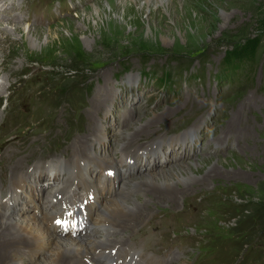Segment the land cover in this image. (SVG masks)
I'll list each match as a JSON object with an SVG mask.
<instances>
[{
  "label": "rangeland",
  "instance_id": "374dc122",
  "mask_svg": "<svg viewBox=\"0 0 264 264\" xmlns=\"http://www.w3.org/2000/svg\"><path fill=\"white\" fill-rule=\"evenodd\" d=\"M29 5L37 10L27 20ZM0 33V182L13 160L38 171V192L2 203L40 217L47 193L67 181L66 164L83 160L72 152L77 142L87 181H99L103 159L120 156L137 133L125 140L133 141L130 164L110 171L119 175L110 194L179 165L183 180L191 170L196 180L176 185L188 191L179 205L154 194L157 204L124 218L123 226L145 219L125 234L127 246L155 260L176 257L168 264H264V0H0ZM254 37L262 39L255 75L243 69L218 84L229 78L225 55ZM70 154L53 173L49 162ZM73 181L83 194L85 181ZM140 193L128 198L150 196ZM48 252L22 256L45 264Z\"/></svg>",
  "mask_w": 264,
  "mask_h": 264
},
{
  "label": "bare ground",
  "instance_id": "6f19581e",
  "mask_svg": "<svg viewBox=\"0 0 264 264\" xmlns=\"http://www.w3.org/2000/svg\"><path fill=\"white\" fill-rule=\"evenodd\" d=\"M5 4L10 5L7 3ZM29 9L34 11L30 13L29 17H26L27 20H29V18L34 13H36L35 11L37 10L34 6L29 5L25 7V12L23 14H26ZM10 19L12 22H15L17 21L18 17L12 16ZM29 22L30 21H26V24L28 25ZM29 29L31 33L32 28ZM4 90L5 88L1 91ZM91 121L93 123V116L91 117ZM156 121L157 117L154 122ZM97 123L99 124L98 120L97 122H94V126ZM147 126L148 125H145L144 128ZM102 127L103 126H100L99 128ZM142 130L143 129H141L138 133L142 134L140 133ZM192 134V132H187L185 137L187 138V136H189L191 138ZM136 135L137 133H134L133 135L126 136V138L124 137L125 139L123 141V145L126 146L120 150V156H107L103 159L104 161L102 164L100 163L101 167H98L100 168L99 171L102 173L103 177L99 181L95 180V177H93V181H87L90 179V176L88 175V168L85 165H82L86 157H84L83 151L80 150L83 147L79 148V144L83 145L82 141L77 142V146L75 145L76 148H74V151L72 152L80 154L83 160H80V158L77 157L74 158V155L73 159L71 158L72 161L70 164V154L65 156V159L56 157L60 159H57L55 162H49V164L52 165V168L50 169H52L53 173L64 171V163L69 162L66 164V166H68V171H66L68 178L67 181L61 182L60 184L57 183V187L54 192L47 193V201H43L40 217L39 215L37 216L35 214L36 212L34 213V210L31 207H28L29 204L26 201H24V204L27 206V209L33 210V213L30 215L15 213L13 212V210H16L17 208L15 204L11 205L9 203H2L0 201V264H26V261L22 256L23 252H25V254L28 252L30 254H34L36 252L38 253L46 251L50 252V256L46 258L45 264H168L169 260L176 259V257H170L169 260L164 258L155 260L154 257L146 256L140 252L137 247H129L124 242L127 237L125 234L128 233L129 229L133 227V230H136V228L142 225L145 220L142 218V220L138 222L137 219H133L131 220L133 223H131L132 225L123 226L126 225L123 220L124 218L126 219L134 215L137 211L142 210V208L147 204H157V199L155 200L154 194H158V198H164L169 196L168 194H172L174 196L173 203H175V205H179V198L181 196H185L188 191L184 192L182 187H180V190H178L179 188L177 189L176 185L182 183L181 185H183V187H187L189 186L188 184L190 182L196 180L192 170L189 171V174H187L189 176L191 174L192 177L190 176V178L187 180H183L185 177H182V175L186 170L183 168V166L179 165L174 167V170H170V172L164 171L162 173L159 172V174H157V172L143 174L131 182H126L125 180L122 182L120 187L118 186L117 192L115 190V193L110 194V189H108L109 185L111 183L115 184V181H118L119 179V175L114 176L115 174L113 175L110 171L113 168L126 167L130 164V160L133 159V156L130 153L133 141L131 140V142H125V140H130L134 137L136 138ZM176 141H179V143H184V140H181V138L177 139ZM147 156L148 155L145 152L142 155V158H146ZM23 161L25 160L23 159ZM19 164V159L15 161V163L13 160V162L10 164L13 169L12 176H10L8 179L7 177L4 178L5 180L0 182V186L4 184L8 186L7 190L0 187V199L2 196H10L15 200L16 203H19L22 202L21 200H18L22 197L21 195L28 193V191L29 196L32 195L33 191L38 192L31 188L32 183L37 181L35 179L38 171L33 170V172L29 174V172L26 170L27 168L20 169L18 167L20 166ZM111 175L114 177V181H111L112 177H109ZM79 176H81V178L85 181V188L82 191L84 192L83 194L73 189V186H76V184H71V182L77 179ZM69 178L73 180H69ZM102 179H104V181H102ZM94 181L97 184H94ZM141 182H144L145 184L143 185ZM137 185H143L142 187L145 191H147V193L150 194V196H147L146 199L142 201H137L134 198H128L131 197V194H138L141 192L140 194L142 195V192H145L142 187L141 189L143 191L137 190V188H135ZM106 187L108 191H106ZM162 188H171V190L162 191ZM121 192H126L124 197H121ZM35 202L36 204L38 203L36 200ZM166 203L170 204L171 202L168 200ZM78 217L84 218L86 220V227L84 230L76 231L74 233H64L58 230L59 224L65 223L66 220L72 221ZM119 217H122V220L119 221V219V222L116 224L115 221ZM107 224L109 225L108 228L110 230L104 231L102 229L101 231L100 228H104L107 226ZM119 227H121V229H116ZM113 234L118 235L115 238H112ZM62 236L75 237L62 238ZM136 240L137 239H135V241Z\"/></svg>",
  "mask_w": 264,
  "mask_h": 264
},
{
  "label": "trees",
  "instance_id": "16d2710c",
  "mask_svg": "<svg viewBox=\"0 0 264 264\" xmlns=\"http://www.w3.org/2000/svg\"><path fill=\"white\" fill-rule=\"evenodd\" d=\"M261 45H262V39L260 37H254L248 39L242 45L230 51V53H227L222 61V64L226 66L225 69L228 68L229 78L227 75L224 76L220 75L219 78L222 81L218 82V84H222V82L232 83L231 81L233 80L231 79V76H234L236 78L238 77L237 79H239L240 75L236 73L238 71L240 72L243 71V69L246 70L249 69V74H250L248 75L249 77L251 75H255L257 71V65H258L257 59ZM163 88L166 89L167 86L163 85Z\"/></svg>",
  "mask_w": 264,
  "mask_h": 264
}]
</instances>
